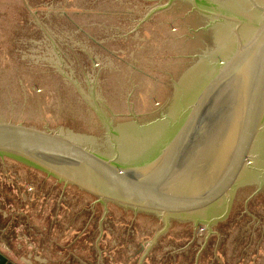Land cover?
Here are the masks:
<instances>
[{
  "label": "water",
  "instance_id": "95a60500",
  "mask_svg": "<svg viewBox=\"0 0 264 264\" xmlns=\"http://www.w3.org/2000/svg\"><path fill=\"white\" fill-rule=\"evenodd\" d=\"M0 247L264 264V0H0Z\"/></svg>",
  "mask_w": 264,
  "mask_h": 264
},
{
  "label": "crops",
  "instance_id": "0c3cea01",
  "mask_svg": "<svg viewBox=\"0 0 264 264\" xmlns=\"http://www.w3.org/2000/svg\"><path fill=\"white\" fill-rule=\"evenodd\" d=\"M0 252L3 253L9 259V261L13 262L14 264H17V262H19L10 253L6 252L2 247H0Z\"/></svg>",
  "mask_w": 264,
  "mask_h": 264
},
{
  "label": "trees",
  "instance_id": "16d2710c",
  "mask_svg": "<svg viewBox=\"0 0 264 264\" xmlns=\"http://www.w3.org/2000/svg\"><path fill=\"white\" fill-rule=\"evenodd\" d=\"M110 203H112V202H110ZM114 204H116V203H114ZM116 207H117V209H123V210H130V211H134L133 209H131V208H126V207H123V206H121V205H118V204H116L115 205ZM145 212V211H144ZM149 213V212H148ZM154 214V213H153Z\"/></svg>",
  "mask_w": 264,
  "mask_h": 264
},
{
  "label": "rangeland",
  "instance_id": "374dc122",
  "mask_svg": "<svg viewBox=\"0 0 264 264\" xmlns=\"http://www.w3.org/2000/svg\"><path fill=\"white\" fill-rule=\"evenodd\" d=\"M6 251V250H5ZM7 252V251H6ZM17 260V259H16ZM17 261H19V260H17ZM17 264H22L20 261L19 262H17Z\"/></svg>",
  "mask_w": 264,
  "mask_h": 264
}]
</instances>
